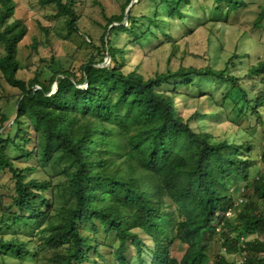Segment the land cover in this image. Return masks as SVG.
Returning <instances> with one entry per match:
<instances>
[{"label":"trees","instance_id":"trees-1","mask_svg":"<svg viewBox=\"0 0 264 264\" xmlns=\"http://www.w3.org/2000/svg\"><path fill=\"white\" fill-rule=\"evenodd\" d=\"M39 1L79 34L74 0ZM210 1L217 12L246 6ZM130 2L107 18L99 46L89 40L94 48L85 62L53 70L44 82L37 71L29 79L19 75L28 25L15 17V0H0V83L16 92L8 127L11 117L0 113V173L9 171L14 182L10 202L0 199V264H168L176 246L183 248L179 264H264V169L257 166L264 152L250 157L252 145L230 116L224 129L204 127L202 120L215 114L200 98L185 109L183 93L200 96L196 80H226L264 127V87L256 90L264 85V60L248 64V54L235 53L223 69H173L170 58L164 71L130 67L128 42L119 34L138 44L161 34L173 56L174 30H195L184 18L191 0H138L126 11ZM38 47L33 38L31 48ZM230 63L248 66L243 77L252 91L241 89ZM9 145L34 164L17 167ZM232 181L238 187L230 192ZM100 228L116 245L96 238ZM236 250L239 263L229 258Z\"/></svg>","mask_w":264,"mask_h":264},{"label":"rangeland","instance_id":"rangeland-1","mask_svg":"<svg viewBox=\"0 0 264 264\" xmlns=\"http://www.w3.org/2000/svg\"><path fill=\"white\" fill-rule=\"evenodd\" d=\"M74 1V9L78 16L79 34L67 31L64 18L58 16L57 9L53 5L43 4L39 0H15V17L25 20L28 25V34L19 45L17 57L21 66L19 71L21 77L29 79L37 71L42 74L41 80L47 82L53 70L67 69L71 66L78 68L93 52L94 45L89 40L92 39L95 45H100V38L104 32L107 18L120 14L122 5L126 0ZM244 1L246 6L236 11H226L224 9L217 12L210 0H191V4L183 8L186 11L184 18L187 22H190L191 27H195V30L190 35L181 27L174 30L173 34L178 49L173 56L170 54L172 50L171 43L169 44L168 40H163L161 34L158 36L159 39L150 36L148 40L142 41L141 44L132 41L133 36L131 35L119 34V40L123 39V43L128 42V65L130 67L140 65L143 72L151 73L155 70L164 71L169 58L170 66L173 69L179 65L201 67L207 64L223 69L226 67L228 59L233 58L235 53L248 54L245 59L248 64H254L255 60H264V0ZM159 12L164 13L165 10L159 7ZM196 18L197 21H195ZM200 19L206 25L197 26L200 24L198 23ZM181 33H184L185 36H182ZM179 37L183 38L179 39ZM33 38H36L39 42L37 53L31 48ZM2 52L3 49L0 45V55ZM105 62L108 63L109 58L106 57ZM229 67L230 75L240 77L241 89L252 91L248 84L249 78L243 77L248 66L241 63L233 66L230 63ZM196 83H198L202 94L200 96L193 94L195 99L187 98L190 95V90L184 88L183 93L187 95L188 107L185 109H190L195 102H198L199 98L202 99L201 107L204 110H211L215 114V116L206 117L202 120L204 127L211 128L214 131L224 129L227 125L226 122H228L226 120L227 116H230L232 120L240 124V127H238L240 139L242 141L248 139L252 145L253 152L250 157L263 153L264 127L250 115V111H246L245 104L242 100H239L240 92L238 88L233 89L228 81L221 79L205 78L196 80ZM2 85L3 83H0V113H6L12 121L15 118L13 115L16 92L7 86L2 89ZM263 87V83L259 84L256 90ZM229 93L230 95L224 98ZM203 95H210V98H204ZM221 102H223L222 106ZM239 108L244 111V114L239 113ZM219 111H221V117L217 116ZM8 123L6 127H8ZM28 147L30 148L31 144ZM7 152L11 157L16 158L17 167L34 164L33 161L20 159L19 154L11 145L8 146ZM245 155H249V153ZM257 166L264 169V163L260 159H258ZM233 184V181L229 183L230 192L235 190V186H237ZM13 193L14 182L11 173L7 170L3 171L0 173V199L5 203H9ZM83 230L88 233L87 231L90 230L89 225L84 224ZM252 236L249 235V239ZM96 238L101 243L109 242L114 245L117 243L116 237L106 235L103 228L99 229ZM149 240H151L150 237L147 238V241ZM182 250L183 248L180 246L172 248L168 264H179ZM105 251L107 249L105 250L104 247V254ZM128 253V255H133V248H128ZM235 253L236 256L229 258L232 260L237 259L236 261L239 263V250H236Z\"/></svg>","mask_w":264,"mask_h":264},{"label":"water","instance_id":"water-1","mask_svg":"<svg viewBox=\"0 0 264 264\" xmlns=\"http://www.w3.org/2000/svg\"><path fill=\"white\" fill-rule=\"evenodd\" d=\"M138 0H131V2H130V4H129V6L127 7V9H126V11H128V8L130 7V6H132L135 2H137ZM127 17V13H126V15H125V18ZM107 58H109L108 56H107ZM106 62H104V63H102V65H104ZM56 87V81L54 82V84H53V90H54V88ZM14 120V119H13ZM13 120L12 121H10L9 123H8V125L10 124V123H12L13 122Z\"/></svg>","mask_w":264,"mask_h":264},{"label":"built area","instance_id":"built-area-1","mask_svg":"<svg viewBox=\"0 0 264 264\" xmlns=\"http://www.w3.org/2000/svg\"><path fill=\"white\" fill-rule=\"evenodd\" d=\"M230 214V212H227V215H229Z\"/></svg>","mask_w":264,"mask_h":264}]
</instances>
